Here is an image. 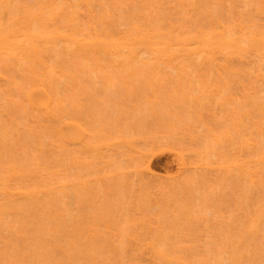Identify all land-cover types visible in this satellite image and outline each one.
I'll return each instance as SVG.
<instances>
[{"label":"rangeland","instance_id":"374dc122","mask_svg":"<svg viewBox=\"0 0 264 264\" xmlns=\"http://www.w3.org/2000/svg\"><path fill=\"white\" fill-rule=\"evenodd\" d=\"M3 1L4 0L0 1V16L1 13L7 15L8 12H10V10L12 9L21 10L26 5L30 4L29 0ZM35 1L36 0H32V4H34ZM119 1L117 0V2H119L120 4L115 3V0L92 1L94 7L93 14L95 18H98V20L94 19V21L96 22L95 26H97L98 28L99 26H107L108 28H110L108 24H105L106 21L103 20V18L107 20V18L109 19V17H111L110 15H112V18H110V20L112 19L114 22H116L114 24L116 27H119L120 30L125 31L127 29V25L130 23V26H132L133 24H138V26L143 25V27L140 28L150 29V31L155 28V31H152L156 33V35H158L157 39L161 40H163V38L165 37L167 40L173 39V35H176V37L178 38L182 33H185L184 31H186V33L187 31H192L193 33L197 34V31H199V29H205L206 31L207 28V31H210L213 27L219 28L221 26L227 27V31L229 32H231V28H233V30L235 29L234 33H238L237 30L240 29L241 26H245V28L247 27L245 30L249 32L251 31L250 27L257 24V30L263 31L264 33V16L260 15L262 13L261 11H263L261 9H264V7L261 6L260 8L261 3L258 0H244L247 2V4L243 0H158V2L156 0L157 3L154 6H151L150 9H148L149 7H146L147 4L146 6H144L145 4H140L147 3L145 0ZM9 6H11V9L9 8ZM31 8L32 10H34V12L36 11V7L34 5H32ZM81 9H84V11ZM24 10H26V7L24 8ZM85 10V8H80L78 10V13L85 12L83 15L82 13L79 14L80 16L78 15V13L76 15H72V13H70L68 14V16H59L58 20L59 18H62V20H59V22L62 23V21H64V19L66 18L70 20L73 17H77V19H79L80 21H77L78 24H81L79 27H81L82 29L85 28L86 30L88 28L87 21L89 15ZM104 11H106L107 13ZM84 15L88 16V18ZM126 22L128 24L126 25V27H124L122 23L125 24ZM70 23L73 24L72 21ZM153 23H155V25ZM145 25L146 27L148 25V27L146 28ZM231 25L234 27H232ZM247 25L250 26L248 27ZM120 26L122 28H120ZM173 26L175 28H173ZM102 27H100V29H105ZM171 27L173 28L172 30ZM228 27H230V29ZM174 29H176V31ZM87 32L89 33L88 29ZM166 32L169 33V35L165 36ZM160 33L163 35H161ZM186 33L184 35H186ZM56 50H60L59 53H55L53 51L47 52L48 54H46V57H48V59L46 62H49L50 64L51 61L52 65L54 66L52 67V69L55 68L57 71H62L61 73L68 72L71 74V77H69L68 74L67 81L64 80L62 82L61 79L63 86L60 87V89L64 90V92L62 91V94H65L62 95L60 92V96H62L61 98H63L64 96V99L67 98L65 100H68L70 102L69 105L68 101L64 104H67V110L70 111V114L72 113V116L78 115L80 116V119L83 117V119L85 118L87 120L90 118L92 120V124L94 125L93 128H95V137L93 139V144L100 145L101 142H104L105 139H107L106 137L110 138L111 142L115 141L116 137L120 136V133H123L122 135L124 137H128L130 131L133 130L132 132L136 134L134 136L138 137L139 135V140L137 139L138 141H135L137 143V146L135 145V143L134 146L138 149L141 148L140 150H145L148 155L146 158L141 159L139 156L134 155L130 148L128 149L126 147H120L115 151L104 150L103 155L98 149L92 151L91 153L94 154L92 155L90 152L85 153L86 150L81 148L82 146H69L68 148V146L66 145L60 143L59 145L56 142L57 140H55V138L53 139V137H51V135L49 134L47 129L45 130V128L40 127V129L36 128L35 126V128H32L33 123L30 121L31 113H28L31 111L28 108L26 110L25 102L22 101L23 99H19V94H16L18 92H15L14 90L17 89L18 86L20 88V85L21 88H24L22 86H26V84L28 83H25L28 76H26L27 72H25L24 69V67H26L28 63H26L27 65H24L25 63L23 62V60L25 59L24 56L26 57V55L22 57L24 59L21 58L22 63H24L22 64V66L17 67L15 66L16 64L14 63V61H8V63L11 64L10 68L12 69V71H8L10 76V79L8 81L10 82H0L2 83L0 84V90L2 91L0 92V97L3 96V98H0V123L5 125V129L4 127L0 128V161L2 160L0 164L2 165L0 166V176L2 178H0L2 180L4 179V181H7L8 178L6 177V172L8 169H10L9 167L12 168V166H16L15 168L17 172L21 175L27 173L28 169H30L31 167L33 169L39 166L40 169H43L42 167L45 166L43 170H46V172L49 173L51 172L49 174L51 179H55L58 181L59 178L61 179V177L64 176L63 174L67 176L69 174L71 175V173L75 171L74 173H78L74 174V176L81 175L79 174V172L82 173L81 176H83V174L85 173L86 178L84 177L83 179L91 182L89 183L90 186L88 188L80 186L81 191L77 192V194L75 193L79 189L78 187V189L75 191V189L77 188V183L74 184V187H69L70 189L74 188L71 191L74 195L72 197V199L74 198V205L71 206V211L68 209L71 213L69 211H64L63 206L55 202L56 198L52 195L55 194L56 196L58 190L60 191L63 189L60 188L58 182L57 184L54 180H49L50 178L48 176L47 177L49 179L46 177L48 180L46 181L45 178V180L43 181L45 184L43 183V185H46L47 183L52 184V182L54 181L53 184L56 185L53 186L55 188L58 187V190L55 191L54 194H49L50 196L47 195L46 197L42 195L41 197V193L40 195H38V193L26 201H10L6 200L4 196H0V264H109V261L112 260L111 258L114 257L115 261L113 260V263L115 264L117 261L118 264H120L121 254L126 259V261H124L122 264H134L133 261L135 262V264L138 262H140V264H146L147 261L145 262L144 257L142 256L141 258L140 255L138 257L139 252H136V250L134 251L135 248L133 244V247L131 246V237H133V235L137 233L142 234L141 237L144 236L145 238H149L142 239V241H145L143 242L144 244L149 241V243H152L153 241L151 240H154V244L158 243L157 245L160 244L162 248L165 247L164 251L167 252L169 250V254H171L172 251L177 250L176 253L172 252L176 255H174V257H184L185 260H182L185 261V263L188 260V263L191 262L189 264H216L219 259V261H221L220 264H223L222 261H224V258H222V256L225 257V259L227 258L229 260H232V262L229 261V264H234V262L237 263L238 261L239 262L237 264H244V262L245 264H252L251 261L253 262V264H264V221H262L264 217H262V219L260 220V228L259 225L257 228L259 233L253 232L255 233L253 234L251 232L250 234V232H244L245 234L242 235L246 238V241H248L247 238H249L250 236V247L248 246L249 244H246L245 241V244L247 246L243 245L242 252L245 253L244 257L246 258V260L251 259V261L246 262L244 257L241 258V255H243L242 252L241 254H238L239 256L237 255V252H235L236 255H234L233 252L232 255H234V257H232L229 253L231 251H236L234 250V247H236L234 245L235 242L240 238L237 235L238 231H246L247 229L244 228H248V226L250 225V221L247 224L248 217H250V213L252 214L251 211L255 209V206L253 205H256L257 202H259L262 195H260L262 191H260L259 186H257L259 190L255 186L251 187V184L248 182L249 180L247 179V177L240 175V172L236 168H231L228 170L219 169L217 171H210L205 169L196 171L193 170L187 173L186 177H184L186 179L182 178L184 180H187L188 182L187 183L185 181L184 186L182 185V187L180 183L177 184V181H175L174 179V176L177 174V170L179 167L178 162L180 163L178 152H181L182 154L185 153L184 155L187 156L186 159L188 158V160H185L189 161L188 163L194 162L193 164H195V162L198 160L195 154L200 150V152H203V154L200 156L202 158V163L204 162L206 164H214L215 162L214 165L217 166L221 164V162H223L225 159L228 161L231 160L230 163H232L236 161L237 157H240V154L247 155V153H245L243 149L242 151L240 150V148H242L240 147V145L242 143L244 144V139L254 138L258 143L259 149H261V147L262 149L264 148V133L260 135V130H256L255 124L252 119L245 117L246 115L244 117L242 116V118L244 119L241 123V125H243L241 131L244 137H242V135H240V133L236 131L237 129L234 127L230 119V116L233 115V110H235V112H240L243 109L245 112L247 110L249 111L250 109L251 112H253V109H251L253 107V104L250 102L252 106L249 105L250 103L248 100L252 98L244 99L241 93V86L239 87L234 83H230V85H232L230 88V96L233 95V98L231 100L232 103L230 106L226 107L227 109H223L220 104L223 99L228 97V94H221L214 97V99L210 93H207L208 91L206 90V88L202 91L200 90V85L198 81L195 80L194 74H191L192 77L191 75H187V78L180 79L178 77V74L176 75L175 73H172L173 71L170 74V70L167 71V69L166 71L162 70V72H164L160 75L159 80L158 78H153L151 74L152 70H150L149 67L141 66L138 67V70L136 68V70L142 73H139V75L133 77L132 80L130 79L131 81L126 85L121 81L122 78L119 75L115 77L116 71L112 70L114 71V73H112V68H108V62H105L108 65H106L104 62H101V66L104 63V66L102 67L105 68L106 71L108 70V72H110L108 74V79H110L111 77L114 80V85L112 86L111 91L108 89V92L106 91V85H110V83L107 84L105 82L108 81L107 78L102 77V75L91 76V72L96 69L95 65L92 66L93 62L95 64L94 60H91L89 56V58H84L83 56L80 57V53L78 52L79 54H77V51L75 52L73 49V51H71L59 47L58 49L56 48ZM104 56L105 55H103L102 57ZM79 57L82 58V60L79 59ZM102 57L98 56L99 60L101 59L103 61L104 58ZM250 59H252V61L249 62V66H247L246 64V67L250 68V70L254 69L250 66L251 62L254 63L252 64L253 66H257L256 63L260 65V61L258 58L257 59L259 62L256 61V58ZM120 61L122 62L123 59L121 58L120 60H118V62ZM151 62L152 61L148 63L152 65L153 63L155 64V61L152 63ZM1 64L2 63H0V65ZM105 65L108 67H106ZM235 65H237V67ZM235 65L234 66L236 67V69H238L240 73L239 75L241 76H236L238 77V80L241 78L239 80L241 81V85L243 80L244 85L247 84L248 87H252L253 85L250 86V84H252L250 83V81L254 80L252 78L254 75L251 76L250 70H248V68L246 69L244 64L243 65L245 68L243 67V65L240 66V63H237ZM258 66L254 70H257L256 72L260 73L261 76H259V79H256V81L254 80V85L256 86L255 89L259 92V94H257V98H259V96L260 98L263 97V100L259 98L260 103L261 101H263V103H261L262 105H259L264 108V69H262L261 65L259 67ZM160 67L161 69H165L162 65ZM189 70H191L190 72H192L191 68H189ZM72 75L74 77L76 76V80L78 79L77 81L79 84L76 87L73 86ZM118 77H120L121 79ZM104 78L107 80H105ZM189 78H191L192 80ZM12 81L13 86L11 84ZM55 81H57L56 78ZM217 81L218 79L216 77H213L211 83L214 84ZM14 82L16 83L14 84ZM59 83L56 82V84L54 85L57 86V84ZM9 84L11 86H9ZM79 85L81 88H79ZM71 86L74 88H71ZM126 86L130 87V91L128 90V87L126 88ZM12 89L14 91H10ZM76 90L80 93H75ZM73 93L77 95L74 96ZM110 93H113L114 96L113 94L111 96ZM11 99H13V102H16L17 100L18 104L21 100L19 104L20 106L18 108V105L16 106V109L20 111L17 112L18 114H12L14 112H12V109L15 108H13ZM70 100L73 102H71ZM245 101H247V103ZM10 104H12V107H10ZM74 104H78V107H76L79 108L80 106L81 109L79 108L80 110L78 109L77 111L75 108H73ZM245 104L246 110L245 108L241 109V107ZM152 105H154L155 109L158 111V113L156 114L161 117L160 119L162 120L163 124H166L165 127L167 126L168 130H164V133L160 131L159 127L156 124V118L155 114L153 113L154 110L152 108ZM68 107L70 110L68 109ZM261 107H257L258 110L260 109L261 111ZM241 112L243 113V111ZM254 113L255 115L257 114L256 110ZM258 114L260 113L258 112ZM174 115H176L177 119H174ZM256 116L254 118H256V120H258V122L260 123L261 131H264V120L262 119V117ZM84 122L87 123L88 120L87 122ZM19 127L20 129H18ZM1 129L4 130L1 131ZM174 129L176 131H174ZM17 131L19 132L17 133ZM225 132L231 134V140H229L224 135ZM5 134H7L8 136ZM191 137L194 138V140H192ZM135 138L136 137L128 140L132 141L135 140ZM206 147L208 148L206 149ZM8 153L9 155H6ZM99 153H101V155ZM36 158L39 161H37ZM4 159H6L7 161ZM59 159L65 161L61 162ZM30 161L33 163H31ZM53 161H55L56 164H54L55 162ZM57 161L61 162L60 165L59 163H57ZM96 161L97 163L101 161V164H97ZM7 162H10L11 165H9ZM34 163H37L36 166ZM144 163H149L151 165L152 170L156 175L154 178V182L156 184H162L165 186L176 185L175 189L173 186V190L171 189V187V190L168 188V194L165 195L162 194L163 191L162 193L160 192L161 194L159 192L156 193V195H158V198L154 200L150 196L154 194V191L150 192L148 186L143 184V181L137 173L138 166H141ZM6 164L8 165L6 166ZM47 164L48 166H46ZM58 165L61 167L59 168ZM78 166H80L81 169H83L84 166H87V168H84L85 171H82L81 169H79L78 171V169H76ZM3 167L6 168L2 169ZM46 167L48 168V170ZM57 167L65 171H62L63 173H58L59 169ZM110 168H114V171H111ZM86 169H90V171H93L89 172V170L86 171ZM67 170H69L70 172H68ZM1 171H3L2 174L5 177L2 176ZM55 174L58 177H56ZM22 179H20L19 177L18 180L21 181H18L16 179L17 182L15 181V183H13L14 181L7 182L11 185L15 184V187H18L20 185V187L25 186L24 189L28 188L29 190L26 189V191L28 192L30 190H36L37 187L41 185H38L39 181L35 179H32L34 181H31L29 179L31 181L29 183V180H27L25 177H23ZM26 181L27 185L29 184L28 186L26 185ZM181 181L183 182V180ZM0 182L2 183L1 180ZM33 182L36 185H34ZM243 183L250 184L249 186L251 188L249 186L246 187L245 185L247 184L244 185ZM2 190L3 189L1 188L0 191ZM64 191H66V189ZM71 192L67 190L66 193L70 195ZM74 193L76 194V196H78L77 198ZM72 199L68 198L66 200L65 198L67 202L69 200L72 201ZM135 206H137L139 209H142L143 212L146 213V215H149L148 218H151L153 216V218H151L150 220H154L156 218L158 223L160 221V224L162 225L161 230L164 231V233H162V236H165V234L166 236H169V233L171 236L173 235V237H170V240H164V242H162L163 239L159 238L158 230H150L147 223V227H140L137 220L141 219V216L135 210ZM41 208L43 211L40 210ZM67 208L68 206L65 210H67ZM187 209H189V215L192 216V221L187 220ZM44 212L46 215L52 212L51 218L44 215ZM263 214L262 216H264ZM59 215L61 216L59 217ZM62 215H64V217ZM68 217L69 219H71L70 221H68ZM103 217L110 219L111 221L113 220L114 223H117L116 225H119L123 229L121 230L120 228V231L127 234V238L124 239V241L123 238H120L119 236H112L110 238V235L105 232V228L103 229L102 227V230L98 234V238L95 241L96 243L94 242V245L97 248V250L95 251H97V253H95V247L93 245V255L96 254V260L92 262V258H89L88 260V257H90L89 252L91 255V250H89L88 252V247L86 248V246L89 244L83 246L84 244H82V240L80 241L78 235L74 234V232H72V229L74 228L75 230L77 228H83L84 230L91 224V221L93 222V220H95L99 222V220ZM60 219L64 224H61L63 225L62 227L66 225L67 228L66 226L65 229L61 228V225H59L61 223ZM49 222L53 223L48 224ZM135 223H137L138 226ZM81 226L82 228H80ZM190 227H192L191 229H194L192 230V232L189 230ZM60 228L62 231L60 230L61 232L57 231L56 233L55 231L59 230ZM112 234L116 233L114 232ZM55 237H57V239H54ZM253 240L254 242H252ZM169 241L170 243H168ZM250 242H252V244ZM97 243L102 246L100 249ZM120 244L122 247L120 246ZM124 245L125 249L123 248ZM36 246L39 249H37ZM57 246L59 249L57 248ZM48 247H50L49 251ZM120 248L122 252L119 251ZM44 249H46V251ZM37 251H42L40 257L38 256ZM124 252L126 253V255H123ZM45 253L47 255H45ZM132 256H134L133 261L131 260ZM171 256L173 257V255ZM216 256L218 257L217 259L215 258ZM257 256H259L263 261H260V258ZM91 257L94 258V256ZM123 257L122 260H124ZM136 257L138 259V262H136ZM118 258L119 260H117ZM203 258H206V261H203ZM215 260H217L216 263ZM110 263L112 262L110 261Z\"/></svg>","mask_w":264,"mask_h":264},{"label":"bare ground","instance_id":"6f19581e","mask_svg":"<svg viewBox=\"0 0 264 264\" xmlns=\"http://www.w3.org/2000/svg\"><path fill=\"white\" fill-rule=\"evenodd\" d=\"M0 1H2V0H0ZM29 1H30V4H28L29 6L26 5V3H25L26 10H24L25 7L23 6L24 8H22L21 10H17V9L16 10L12 9L13 11L10 10V12H8L7 15H5L4 13H1V16H0V63H2V64L0 65V82H3V83L4 82L5 83L10 82V81H8L10 79L9 72L12 71V69L10 68L11 64L8 63V61L9 62L11 60L14 61V63L16 64L15 66H17V67L22 66V64H24V63H25L24 65H27L26 63H28V65L26 66L27 68L23 66L25 69V72H27L26 76H28V78H27L28 80L26 79L25 83H27V82L28 83L26 84V86L25 85L22 86L24 88H21V85H20V88H19V86L17 88L16 87L17 85H16L15 87L17 89H14V90H15V92H18L16 94L17 95L19 94V99H21V100L23 99L22 101L25 102L26 110L28 108L31 111V112H28V111L27 112L29 114L31 113V116H30L31 120L30 121L33 123L32 128H35V127L40 128L41 127V128H45V130L47 129V131L49 132L51 137H53V139L55 138V140H57L56 142L58 144L60 143V144L66 145V146H68V148H69V146L70 147L71 146L72 147L73 146H75V147L76 146L77 147L82 146L81 148L86 150L85 153H88V152L91 153L92 151L99 149L103 155L104 150L115 151L120 147H126L128 149L130 148V150H132V153L134 155L139 156L141 159L146 158L148 155L145 150H140L141 148L138 149L137 147L134 146V143L136 145L137 144L136 142L139 140L138 139L139 135H138V137L134 136L136 134H134L132 132L133 130L130 131V133L128 134L129 135L128 137L126 136L127 138L122 135L123 133H120L119 134L120 136H117L118 138L116 137L115 141L111 142L110 138L106 137L109 141L107 139H105V141L101 142L100 145L97 143H96L97 145L93 144V139L95 137V135H94L95 128H93L94 125L92 124V120L90 118L87 119L88 122L90 123L89 124L85 118H84L85 120L83 119V117L81 118L83 120H81L80 116H78V115H76V116H78L79 118L76 117L75 115L72 116L71 115L72 113L70 114V111L67 110V107H66L67 104L66 105L64 104V103H67L68 100H65L67 98L64 99V96H63V98H61L62 96H60V92H61V94H62V91L64 92V90L60 89V87L63 86L62 82L64 80L67 81L68 74H69V77H71V74L68 72L67 73H64V72L61 73L62 71H57L55 68L52 69V67H54V66L52 65L51 61H50V64L52 66L49 64V62H46L48 59V57H46V54H48L47 52L53 51L55 53H59L60 50H58V51L56 50V48L58 49L59 47H62L63 49L65 48L66 50H71V51L74 50L75 52L77 51V54L80 53V57L83 56L84 58H87L89 56L91 60H94L95 64L93 62L92 66L95 65L96 69H94L93 72H91L92 73L91 76H93V75H95V76L100 75L101 76L102 75V77H105L108 79V77H109L108 74L110 72H108V70L106 71V69L102 67V66H104L105 62L106 63L108 62L109 67L106 66V65H108L106 63H105L106 64L105 66L108 67L109 69L112 68L111 71L112 70L116 71L115 77H117L119 75L122 78L121 81L123 83H125L126 85H127V83H129L132 80L133 77H136L137 75H139L140 72H138L137 70H138V67H141V66L149 67L150 70H152L151 74H152L153 78H156V79L157 78L159 79L160 75L164 72V71L162 72V70L166 71L167 69H168L167 71L170 70V74L172 71H173L172 73H175L176 75L178 74V77L180 79H185V78H187V75L194 74L195 80L198 81L200 88H201L200 89L201 91L206 88V90L208 91V92L207 91L206 92L210 93L213 98L216 96H219L221 94H223V95L228 94V97L223 99V101L220 104L223 109H227L226 107L230 106L232 103L231 100L233 98V95L230 96V92H231L230 88L232 86V85H230V83H234L239 87L241 86L240 87L241 93H242L244 99L245 98H247V99L252 98V99H248V100H249V103L251 102L253 104V107L251 108V109H253L252 110L253 112H251L250 109H249V111L247 110L244 112V110L242 108H245L246 104L241 107V109H242L241 111H243V113L241 111L240 112L242 114L240 112H235V110H233V115L230 116V119H231L234 127L237 129L236 131L238 133H240V135H242V137H244V135L242 134V131H241V128H243V125H241V123L243 122L242 120L244 119V118H242V116L244 117L246 115L245 117H248V118L253 120L255 127H256V130H258V131L260 130V135H262L264 133V131H261V129H260V123L258 122V120H256V118H254L257 115V116L262 117V119L264 120V108H262L260 106V105H262L261 103H263V101H261V103H260V100H259L260 96H259V98H257V94H259V92L255 89L256 86L254 85L256 79H259V76H261L260 73L256 72L257 70H254L259 65L258 63H256V61H258V59L260 61V65H261L262 69H264V65H263L264 64V33H263V31L257 30V28H256L258 26L256 24L257 22L254 23L257 26L256 25L251 26L250 27L251 31H249V32H247L245 30L247 28V27L245 28V26H243V27L241 26L240 29L237 30L238 33H234L235 29L233 30V28H231L232 31L230 30L231 32H229V31H227V27L221 26L219 28L213 27L211 30L208 29L210 31H207V28H206V31H205V29H203V30L199 29V31H197L198 32L197 34L193 33L192 31H191L192 33L189 31H187V33H186V31H184L186 33V35H184L185 33L184 34L182 33L184 36L181 33H180L181 37L179 36L178 38L176 37V35H173L172 38L174 40L169 39L168 38L169 36L167 37L169 40H167L166 37L163 38V40H161V39H157L158 35H156V33L153 32V31H155L154 30L155 28L152 29L153 31L152 30L150 31V29L140 28V27H143V25L138 26V24H136V23L135 24L137 26L134 24L132 26H130V24H131L130 22H129L130 24H128L127 22L125 24L122 23L124 25V27H126V25L128 24L129 26L127 25V29H129V30H127L126 28H124V29H126L127 31L126 30L125 31L120 30L119 27L115 26L114 23H116V22H114L112 19L111 20L113 22L110 20V18H112V15H110L111 17H109V19L107 18L108 21L103 18V20L106 21L105 24H108V26H110V28H112V29L108 28L107 26L102 27L99 25H98L99 26V28H98L97 26H95L96 22L94 21V19L98 20V18H95L94 14H93L94 13V7L92 4L93 0H36L34 2V4H32L33 3L32 0H29ZM112 1H114V0H112ZM145 1L147 3H140V2L139 3L141 5L145 4L144 6H146V4H147L146 7L147 8L149 7L148 9H150L151 6H154L158 2V0H157V2H156V0H145ZM258 1L261 3L260 8H261V6L264 7V0H258ZM119 2H117V0H115V3L118 4ZM141 2H143V1H141ZM244 2L247 4L246 1H244ZM9 3H7V4H9ZM217 4H218V2H217ZM0 5H1V3H0ZM32 5H34L36 7L35 12L31 8ZM10 7L11 6H9V8ZM80 8H85L86 9L85 11L89 15V18H88V16L84 15L85 17L88 18V21H87L88 22L87 23L88 28L87 29H88L89 33L87 32V29L85 30V28L82 29L81 27H79L81 24H78V22H80V21H79V19H77V17H73L70 20L68 18H66V19H64V21H62V23L59 22V20H62V18H59V20H58L59 16L60 17L66 16V15L68 16V14H70V13H72V15H76ZM81 10L84 11V9H81ZM261 10H263V11H261L262 13L260 15L264 16V9L262 8ZM104 12H106V11H104ZM81 13L83 15L85 12H81ZM81 13H78V15ZM3 14H4V17H3ZM169 18H170V16H169ZM103 20H102V22H103ZM71 21L73 22V24L70 23ZM127 21H129V20H127ZM169 21H171V20H169ZM153 24L155 25V23H153ZM252 24H253V22H252ZM83 25H82V27H83ZM171 26H172V22H171ZM247 26L249 27L250 25H247ZM100 27L105 28V29L102 30V29H100ZM145 27H146V25H145ZM147 27H148V25H147ZM150 27H151V25H150ZM152 27H154V26H152ZM199 27H201V26H199ZM232 27H234V26H232ZM253 27H254V29H253ZM120 28H122V27L120 26ZM173 28H175V27L173 26ZM173 28L171 27V30ZM228 28L230 29V27H228ZM176 29H174V30L176 31ZM260 30H261V27H260ZM162 32H164V31H162ZM189 33H191V34H189ZM171 34H172V31H171ZM192 34H195V35H192ZM161 35H163V34H161ZM167 35H169V33L166 32L165 36H167ZM164 39H166V40H164ZM24 55H26V57ZM101 55L102 56L105 55V56L102 57ZM23 56L25 59L22 58ZM91 56H93V57H91ZM98 56L104 58L105 60L104 59H103V61L101 59L99 60ZM80 57H79V59L82 60V58H80ZM21 58L24 59L23 60L24 63H22ZM121 58L123 59V61L118 62V60H120ZM250 58H256V59L258 58L255 61L257 66L256 65L253 66L252 64H254V63H252V62L250 63L251 68H254L251 70H250V68L246 67V64H247V66H249L248 65L249 62L252 61V59H250ZM150 61H152V62L155 61V64L153 63V65H152V64L148 63ZM101 62H104L102 66L100 64ZM237 63L238 64L240 63V66L244 64L246 69L248 68V70H250L251 76L254 75L252 78L255 81L254 80L250 81V83H252V84H250V86L253 85L252 87H248L247 84H246L247 86L244 85L243 80H242V85H241V81H239L241 78L239 80L237 79L238 77H236V76H238L240 74L238 69H236L237 65H235V64H237ZM150 65H151V67H150ZM161 65L165 69H161V67H160ZM244 65H243V67H244ZM136 68H137V70H136ZM189 68L192 69V72H190L191 70H189ZM246 69H244V70H246ZM114 71H112V73H114ZM250 74H249V76H250ZM113 76H114V74H113ZM75 77L74 76L72 77L74 87L78 86V84H79L77 81L78 79L76 80ZM120 77H118V78H120ZM191 77H192V75H191ZM213 77H216L218 79V81L214 84L211 83V80ZM55 78L57 79V81H55ZM11 79H12V76H11ZM61 79H62V82H61ZM107 79H105V80H107ZM110 79H108V81H105L107 84L110 83V85H106L107 86L106 91H108V89L111 91L112 86L114 85V83H113L114 80L111 77H110ZM189 79H191V78H189ZM56 82H58V83L60 82L59 84H57L58 87L56 85H54V84H56ZM12 83H13V81L11 82V84ZM15 83L16 82H14V84ZM0 84H2V83H0ZM22 84H24V83H22ZM9 86H11V85L9 84ZM12 86H13V84H12ZM128 86H126V88ZM15 87H13V88H15ZM74 87L71 86V88H74ZM79 88H81L80 85H79ZM129 88L130 87H128V90H129ZM14 90L12 89L10 91H14ZM79 91H80V89H79ZM132 91H134V90H132ZM0 92H2V91L0 90ZM66 92H67V90H66ZM77 92L78 91L76 90L75 93H77ZM78 93H80V92H78ZM105 93H107V92H105ZM64 94H62V95H64ZM112 94H111V96H112ZM12 95H13V93H12ZM73 95L75 96L77 94L73 93ZM105 95H108V94H105ZM66 96H67V94H66ZM113 96H114V94H113ZM1 97L3 98V96H1ZM12 97H14V96H12ZM210 98H211V96H210ZM262 98L263 97H261L260 99H262ZM12 100L13 99H11V101ZM20 101H19V104H20ZM16 102L12 101L13 108H15V109H12V112L14 111L12 114L20 112V111H18V109H16L17 105H18L17 108L20 106L18 104L17 100H16ZM71 102H73V101H71ZM245 102L247 103V101H245ZM251 103L249 105L252 106ZM69 104H70V102L68 103V105ZM11 105L12 104H10V107H12ZM249 105H248V107H249ZM22 106H23V104H22ZM74 106H73V108H75L77 111L79 108L81 109L80 106H79V108H77L78 104H76V105L74 104ZM69 107H68V109H69ZM257 107H259V108L261 107V111H260V109L258 110ZM152 108L154 110L153 113L155 114L156 124L159 127L160 131L164 133V130L167 129V126L165 127L166 124H163L162 120L160 119L161 117H159V115L156 114V113H158V111L155 109L154 105H152ZM245 110H246V108H245ZM255 110L257 113L256 115L254 113ZM257 110L260 114H258ZM77 111H76V113H77ZM173 117L175 119L176 115H174ZM14 120H12V121H14ZM84 121H86L88 123V125ZM0 124H1L0 128L5 126L2 123H0ZM18 125H19V123H18ZM4 129H5V127H4ZM4 129H1V131ZM18 129H20V127ZM174 131H176V130L174 129ZM18 132L19 131H17V133ZM5 135H7V134H5ZM224 135L229 140H231V137H232L231 134H229L228 132H225ZM133 136L136 137L135 140H132V141L128 140V139H133L134 138ZM191 139L194 140V138H192V137H191ZM6 140H7V138H6ZM243 142H244V144L242 143L240 145V147H242V148H240V150L242 151V149H243V151L245 153H247V155H243V154L239 155V153H238V155L240 157L239 158L237 157L235 162L230 163L231 160L228 161L225 159L223 162H221V164H219L217 166L214 165L215 162H214V164H212V163L206 164L204 162L202 163V158L200 156L203 154V152H200V150H199V152H196V154H195L197 156V159H198L195 162V164H193L194 162L188 163L189 161H186V160H188V158L186 159L187 156L184 155L185 153L182 154L181 152H178L179 157H180V163L178 162L179 167L177 170V174L174 176V179H175V181H177V184L180 183V185L182 187V185L184 186L185 181L187 182V180H184V179H186L184 177H186L187 173H189L193 170L196 171V170H200V169H202V170L205 169V170H210V171H217L219 169L220 170H228L231 168H236L240 172V175L247 177V179L249 180V181L248 180L247 181L251 184V187L252 186H255V187L259 186L260 187V191H262V192L261 193L259 192V193H260V195L261 194L262 195H261V197L259 196L260 197L259 202H257L256 205H253V206H255L254 210H252L253 209V206H252V209H251L252 214L250 213V217H248V221H247V224L250 221L249 222L250 225L248 226V228H246V227L244 228L247 230L246 231H242V230L238 231L237 235L240 238L238 237L239 239L238 240L236 239L237 241L235 242V245H234V246H236V247H234V250H236V251L229 252L232 257H234V255H236L235 252H237V255L241 254L243 245H246L247 243L249 244L250 236H249V238H247L248 241H246V238L243 237L242 235H244L246 232H250V234H251V232L252 233L258 232L259 233L257 228H258V225L260 228V224H259L260 220L262 219V217H264V216H262L263 211H264V193H263L264 192V151H263L264 148L262 149V147H261L262 150L259 149L258 143L256 142V140L254 138L253 139H251V138L244 139ZM60 148H62V147H60ZM207 148L208 147H206V149ZM66 149H67V147H66ZM101 153H99V154L101 155ZM91 154L94 155L93 153H91ZM99 154H98V156H99ZM6 155H9V153ZM186 155H187V153H186ZM3 157H4V155H3ZM61 157H62V155H61ZM188 157H190V156H188ZM36 159H33V160H36ZM4 160H6V159H4ZM1 161H0V164H1ZM37 161H39V160L37 159ZM60 161L64 162L65 160L64 161L60 160ZM60 161L59 162L57 161V163H59V165L61 163ZM10 162H7V163L9 165H11ZM53 162H55V161H53ZM31 163H33V162H31ZM96 163H97V161H96ZM99 163L101 164V161H99ZM99 163H97V164H99ZM102 163H104V162H102ZM8 164H6V166ZM34 164L36 166L37 163H34ZM39 164H40V162H39ZM54 164H56V162ZM189 164H191V165H189ZM41 165H42V163H41ZM49 165H51V164H49ZM59 165H58V167L60 168L61 166H59ZM0 166H2V165H0ZM29 166H27V167H29ZM46 166H48V164ZM80 166H78L76 168V169H78V171H79V169H81ZM260 166H262V167H260ZM15 167L14 166H12V168L9 167L10 169L7 170V172H6L7 173L6 177L8 178L7 181H9V182L14 181L13 183H15L16 179L18 180L19 177H20V179L25 177L27 180L30 179L31 181H34L32 179L38 180L39 181L38 185L39 184H41V185L39 187H37L36 190H33V191L30 190L28 192V191H26V189H28V188L24 189L25 186L20 187L21 186L20 185L18 187H15L16 186L15 184L11 185L7 181H4V179L2 180L1 179L2 177L0 176L1 177L0 180L2 181V183L0 182V189L1 188L3 189L2 191H0V196H4L6 198V200H10V201L11 200L12 201L13 200L14 201H16V200H19V201L25 200L26 201L38 193H39L38 195H40V193H41V197H42V195H44L46 197H47V195L50 196L49 194H54L55 191L58 190V187L55 188L53 186V185H56V184H53V182L55 181V183H57V182L59 183V184L58 183L57 184L63 190H60V191L58 190V193H56V196H55V194L52 196L56 198L55 202L58 204H61V206H63L64 211L68 212L69 210L71 211L70 208H71V206L74 205V198L72 199V197L74 195L71 192L74 188L73 189H70V188L74 187L75 186L74 184L77 183L76 184L77 188L75 189V191L78 189V187H79V189L76 192L74 191L77 194V192L81 191L80 186L88 188L90 186L89 183L91 182V181H88L86 179H83L84 177L86 178L85 173L83 174V176H81L82 173L79 172V174H81V175L74 176V174L78 173V172L74 173L75 172L74 170H73L74 172L71 173L72 176L69 174V175H67L68 176L67 177L65 174H63L64 176H62L61 179L59 178L57 181L55 179L50 178L49 174L51 172L49 173V172H46V170H43L45 166L42 167L43 169H40L39 166H37L36 168H33V169L31 167L30 169H28L27 173H24L23 175L18 173ZM5 168L3 167L2 169H5ZM82 168H83V166H82ZM84 168H87V166H84ZM84 168L81 170L85 171ZM66 169H68V168H66ZM72 169H71V171H72ZM103 169H104V167H103ZM113 169L110 168L111 171ZM23 170H24V168H23ZM25 170H27V169H25ZM47 170H48V168H47ZM60 170L61 169L58 170L59 171L58 173L63 171V170H61V171ZM87 170H89V172L93 171V170L90 171V169H86V171ZM100 170H101V168H100ZM4 171H6V170H4ZM67 171L70 172L69 170H67ZM53 172H54V170H53ZM2 173H3V171H1V174ZM55 173H57V172H55ZM86 173H88V172H86ZM94 173H92V174H94ZM137 173L139 174L141 180L143 181V184L148 186V188L150 189V192L154 191V194L150 195L154 200L156 198H158L157 197L158 195H156V193H158V192L162 193V191H163L162 194L165 195V194H168L167 192L169 191L170 187L172 189L173 185H168V186L166 185L165 186L162 184H156L154 182V180H155L154 178L156 175L154 174L152 167L149 163H144L141 166H138V172ZM99 174H100V171H99ZM2 176H4V175L2 174ZM55 176L58 177L56 174H55ZM46 177L51 181L54 180L52 182V184L47 183L46 185H43V183H44L43 181L45 180ZM47 178H46V181L48 180ZM182 178H184V179H182ZM26 179H24V180H26ZM187 179H188V177H187ZM30 180L28 181V183L31 182ZM181 180H183V182ZM18 181H21V180H18ZM51 181H48V182H51ZM22 183H23V181H22ZM247 183H245V184H247ZM30 184H32V183H30ZM250 184H247L245 186L247 187ZM26 185H27V181H26ZM34 185H36V184L34 183ZM49 186L50 187L53 186L54 188L53 187L50 188ZM173 187L175 189L176 185ZM65 189H66V191H64ZM257 189H258V187H257ZM67 190L69 192H71L70 195L66 193ZM76 194H75V196H76ZM77 197L78 196H76V198ZM65 198H66V200L68 198L72 199V201L69 200L70 202L69 201L67 202L65 200ZM47 204H49V203H47ZM67 206H68V208H67V210H65ZM40 210H42V208ZM135 210L141 216V219L137 220V222H139L138 225L140 227L146 226V223H147V225H149L150 230H158V236L160 239H163V241L161 240L162 242H164V240L165 241L170 240L173 237V235L171 236L169 233H168L169 236H166V234H165V236L164 235L162 236V233H164V231L161 230L162 225L160 224V221H159V223L157 222L156 218L154 220H150L151 218H153V216L151 218H148L149 215H146V213H144L143 210L139 209L137 206H135ZM45 212H44V215H46ZM51 213H49L50 215L48 214L46 216L51 218V216H52ZM68 214H67V216H68ZM186 214L188 215L187 220L192 221L193 219H192V216L189 215V209L186 210ZM60 216L61 215H59V217ZM62 216L64 217V215H62ZM69 217L67 218L68 221L71 220V219H69ZM104 217L101 218L100 219L101 221L99 220V222H97L95 220H93V222L91 221V224L89 226H87L84 230H83L82 226L80 227L82 229H79V228H77L75 230H74V228L72 229V232H74V234L78 235L80 241L82 240V242H83L82 244H84L83 246L89 244L86 246V248L88 247V249H87L88 252H89V250H91V255L89 252L90 257H88V260H89V258H92V262L94 260H96L95 259L96 254L93 255V248L95 247L94 242L97 240L98 234L101 232L102 227H103V229L105 228V232L110 235V236L108 235L110 238L112 236H117V237L119 236L120 238H123V241H124V239L127 238V234L120 231L121 227L119 225H116L117 223H114L113 220L111 221L110 219H107ZM47 220H49V219H47ZM262 221H264V218ZM14 222H16V221H14ZM60 222L61 223L59 225L63 224L61 219H60ZM50 223H53V222H49L48 224H50ZM64 223H66V222H64ZM135 224L137 225V223H135ZM63 225H61V228L65 229L66 225L64 227H62ZM4 227H5V225H4ZM6 228H7V225H6ZM61 228L59 230H56L55 232L56 233H57V231L61 232L62 231ZM66 228H67V226H66ZM191 228L192 227H190L189 230L192 232V230H194V229H191ZM112 230H114V231H112ZM121 230H123V229L121 228ZM111 232L112 233L115 232L116 234H112ZM193 232H195V231H193ZM255 233H253V234H255ZM65 234H66V232H65ZM193 235H194V233H193ZM141 236H142V234H140V233L133 235V237H131L132 239L130 242H132L131 246L133 244V246L135 248L134 251L136 250V252H139L138 257H139V255L141 256V258L143 256L145 262L147 261L146 264H186V263L189 264V263H191V262L188 263V260L185 263V261L182 260V259H184V257L183 258H181L180 256H179L180 258L174 257L175 254H173L172 252L176 253L177 250L172 251L171 254L168 253L169 250L167 252H165L164 251L165 247L162 248V246L160 244L157 245L158 243L154 244L155 243L154 240H151L154 242V243L152 242L153 244L149 243L150 241L147 242L146 244H144L143 242H145V241H142V239L145 237L144 236L141 237ZM74 237H75V235H74ZM54 239H57V237H55ZM145 239H149V238H145ZM123 241H121V242H123ZM245 241H246V244H245ZM252 242H254V240ZM252 242H250V243L252 244ZM159 243H160V241H159ZM168 243H170V241ZM97 244H98L99 249H100L102 246H100L99 243H97ZM93 245H94V247H93ZM170 245H172V244H170ZM120 246H121V244H120ZM164 246H165V244H164ZM248 246L250 247V244ZM76 247H77V245H76ZM36 248H37V246H36ZM49 248L50 247H48V251H49ZM57 248H58V246H57ZM62 248H64V247H62ZM123 248L125 249V245ZM172 248H173V246H172ZM37 249H39V248H37ZM44 250L46 251V249H44ZM95 250H97L96 247L94 248V251ZM119 251L122 252L121 248L119 249ZM41 252L42 251L38 252L39 257L41 256ZM233 252H234V255H232ZM95 253H97V251H95ZM207 253H208V251H207ZM242 254L243 255H241V258L244 257L245 253L242 252ZM256 254H257V252H256ZM45 255H47V254L45 253ZM123 255H126V253L124 252ZM171 255H173V257ZM91 256H94V258ZM134 256H132V259H131L132 261H133ZM122 257L123 256L121 254V257H120L121 263L119 262L120 264H122L124 261H126L125 257H123L124 260H122ZM257 257H259V256H257ZM257 257H256V259H257ZM114 258H111L112 260L109 259L112 262V263H110V261H109V264H114L113 263V260L115 261ZM215 258L217 259L218 257L216 256ZM222 258H224V261H222L223 264H226V263L229 264V261L232 262V260H229L227 258H226L227 259L226 260L225 257H223V256H222ZM241 258H237V259H241ZM135 259H136V262H138L137 257ZM117 260H119V258ZM219 260L217 263H216L217 260H215V263L220 264L221 261H219ZM245 260H246V258H245ZM263 260L260 258V261H263ZM139 261H140V259H139ZM203 261H206V258H203ZM241 261H243V260H241ZM249 261H251V259L246 260V262H249ZM92 262H90V263H92ZM116 263L118 264L117 261H116ZM133 263L135 264L134 261H133ZM138 263L140 264V262H138ZM138 263H136V264H138ZM235 263L236 262H234V264ZM251 263L253 264L252 261H251ZM96 264H98V263H96ZM106 264H108V263H106ZM244 264H245V262H244Z\"/></svg>","mask_w":264,"mask_h":264}]
</instances>
